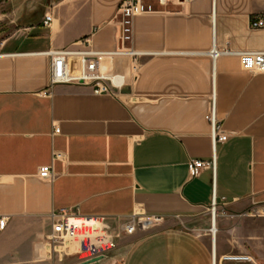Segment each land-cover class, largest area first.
<instances>
[{"label": "crops", "instance_id": "0c3cea01", "mask_svg": "<svg viewBox=\"0 0 264 264\" xmlns=\"http://www.w3.org/2000/svg\"><path fill=\"white\" fill-rule=\"evenodd\" d=\"M20 1L39 6L7 14L0 40V264H82L47 252L60 210L120 234L102 264H212L214 240L218 256L264 257V218L241 216L264 205V74L244 71L236 56L209 55L214 46L264 52V27H252L264 20V0H177L137 17L132 46L152 55L119 98L83 85L50 89L46 53L114 51L124 0ZM106 66L124 73L127 60ZM213 99L229 136L215 152ZM213 158L214 169L191 176L190 160ZM44 166L52 178L39 176ZM214 200L227 212L215 234ZM139 210L164 225L121 234Z\"/></svg>", "mask_w": 264, "mask_h": 264}, {"label": "built area", "instance_id": "2783aa9c", "mask_svg": "<svg viewBox=\"0 0 264 264\" xmlns=\"http://www.w3.org/2000/svg\"><path fill=\"white\" fill-rule=\"evenodd\" d=\"M174 1L177 0H124L116 14L118 47L114 51L100 52L86 49L83 51L56 50L46 53L51 60L50 89L59 85H83L90 87L93 93L98 96L108 95L114 98L122 96L130 81H135L137 78L141 68V59L152 55L139 52L132 46L135 19L139 16L159 13L161 7H166ZM52 21V15L47 14L43 25L48 27ZM252 27L263 28L264 20L259 19L253 22ZM89 42L88 39H84L81 43L89 46ZM2 48L3 42H0V51ZM209 55L214 62L220 57L236 56L244 71L252 74H264V52L236 53L229 49H217L214 46ZM74 60L77 64L73 62ZM118 60H127L126 72L120 73L107 69L106 63L115 64ZM206 121L211 129L210 136L215 152L217 145L225 144L229 139L223 123L219 119L215 99L212 100ZM54 133H60V129L55 128ZM59 158L60 155L55 154L54 160ZM214 168L215 158L210 162L190 160L188 164L192 177L199 176L204 169ZM39 176L52 178V167L40 168ZM216 208L217 203L214 200L211 207L214 222ZM241 216L264 218V205L256 206ZM6 223V218H0V231L4 230ZM164 223V217L148 215L139 210L126 220L121 227V234L133 236L136 233H148L163 226ZM51 225L52 231L47 239L49 251L64 256L78 255L82 264L98 258H102L101 262L103 263L108 259L107 251L113 247L114 239L120 237V234L113 235L111 230L102 224V220L83 218L69 210L53 213ZM71 247H75L76 251H72ZM83 255L87 256L83 258ZM212 264H260V262L256 257L247 253H228L218 256L214 240Z\"/></svg>", "mask_w": 264, "mask_h": 264}, {"label": "rangeland", "instance_id": "374dc122", "mask_svg": "<svg viewBox=\"0 0 264 264\" xmlns=\"http://www.w3.org/2000/svg\"><path fill=\"white\" fill-rule=\"evenodd\" d=\"M38 6H39L38 1L30 2V1H20V0H3L0 3V40L3 39L6 36V32H8L7 23L10 20H8L9 18L7 17V14L12 13V11H14L15 9H19V8L22 9L25 7L38 8ZM226 213H227L226 209H224L220 205H217L214 216L216 217V220L219 222L220 220H222L224 214ZM208 217L210 218V220L213 219L212 212L208 214ZM86 256L87 255H83V258H85ZM258 260L261 262L260 264H264V257L258 258Z\"/></svg>", "mask_w": 264, "mask_h": 264}, {"label": "water", "instance_id": "95a60500", "mask_svg": "<svg viewBox=\"0 0 264 264\" xmlns=\"http://www.w3.org/2000/svg\"><path fill=\"white\" fill-rule=\"evenodd\" d=\"M3 0H0V3L2 2ZM102 258H98V259H95L93 261H90V262H86L84 264H102Z\"/></svg>", "mask_w": 264, "mask_h": 264}, {"label": "bare ground", "instance_id": "6f19581e", "mask_svg": "<svg viewBox=\"0 0 264 264\" xmlns=\"http://www.w3.org/2000/svg\"><path fill=\"white\" fill-rule=\"evenodd\" d=\"M215 225H216V222H214V220H213V233H214V234H215L216 231H217ZM71 248H72V247H71ZM47 252H49V247H48V246H47Z\"/></svg>", "mask_w": 264, "mask_h": 264}]
</instances>
